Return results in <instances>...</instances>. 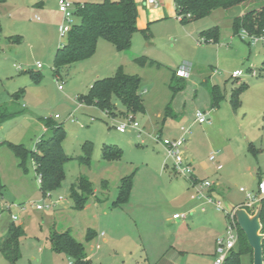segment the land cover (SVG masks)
<instances>
[{"label": "rangeland", "instance_id": "374dc122", "mask_svg": "<svg viewBox=\"0 0 264 264\" xmlns=\"http://www.w3.org/2000/svg\"><path fill=\"white\" fill-rule=\"evenodd\" d=\"M58 1L0 3V105L21 112L0 124V171L6 186L0 201V239L12 222L25 231L15 264H73L64 252L54 250L50 240L54 231L68 230L85 244L87 254L98 252L91 264H135L144 252L151 260L160 259L162 248L179 233L169 218L182 209V203L190 196L189 178L175 173L162 144L163 139L176 137L181 125L191 127L184 148L185 160L192 162L199 178L207 177L220 188L225 211L211 209L205 216L196 212L188 223L184 222L180 236L187 242L183 248L190 251L177 262L206 264L209 259L214 260L212 242L226 233V211L247 200L241 188L256 193L258 181L264 176L263 42L249 44L247 39L233 35L230 16L234 9H218L210 17L183 24L174 14L173 0H160L158 8L167 19L149 24L153 37L146 39L139 29L132 37L130 49L123 52L100 39L91 57L63 68L56 76L54 57L67 38L61 34L65 20ZM39 2L43 5H36ZM263 4L264 0H256L240 7L244 12ZM140 6L146 9L147 19L152 20L155 6ZM77 22L75 17L70 24ZM217 25L218 42L206 41L201 32ZM142 56L148 60L144 66L134 61ZM120 67L125 73L141 77L145 112L130 114L117 102L115 113L109 116L95 103L87 104L79 98L89 93L94 80L113 76ZM240 69L244 75L234 77L233 72ZM179 70H185L187 75L181 76ZM175 71L177 80H173ZM253 71L263 75H254ZM33 74L40 75V79L36 80ZM182 81L183 89L177 87ZM242 83L248 86L240 94L235 110L232 93ZM213 85H219L224 94L218 107H212ZM15 94L19 99L13 97ZM169 104L173 116H166ZM198 109L207 112L206 123L194 122ZM56 114L60 115L56 121L66 130L63 147L71 159L64 163L61 186L45 196L32 158L24 171L6 141L35 149L37 141L47 133L43 118L55 120ZM129 119L139 123V130L119 132L116 126ZM87 142L91 143L89 165L77 158L85 155L83 146ZM106 146L119 147L122 155L105 159ZM212 154L221 161L223 169L217 171L209 161ZM259 172L263 173L257 178ZM130 175L133 187L129 201L134 206L114 210L111 206L121 180ZM79 177L91 181L96 192L82 210L75 208L70 196ZM39 204L42 209L37 208ZM13 214L18 216L15 221ZM88 229L107 239L99 241L100 249L96 247L98 240L86 241ZM242 260L243 264H253L249 255ZM0 264H11L1 250Z\"/></svg>", "mask_w": 264, "mask_h": 264}, {"label": "trees", "instance_id": "16d2710c", "mask_svg": "<svg viewBox=\"0 0 264 264\" xmlns=\"http://www.w3.org/2000/svg\"><path fill=\"white\" fill-rule=\"evenodd\" d=\"M256 0H174L177 15L183 24L210 17L218 9L230 10L242 5H250ZM6 0H0L4 3ZM139 0H84L76 2L75 17L79 22L73 24L67 34L66 42L62 44L54 57V72L56 76L65 67H71L76 62L91 57L97 48L100 39L112 43L120 52L127 51L131 47L134 33L139 30ZM231 27L234 36H241L245 31L249 35H260L264 32V4L262 6L244 11L243 14L231 17ZM219 26L203 30L201 36L208 42H218ZM146 39L151 37L149 27L141 30ZM250 44V42H249ZM136 63L144 66L148 60L145 56L136 57ZM154 64V62H150ZM264 65V62H263ZM263 70V69H262ZM262 73L259 74L261 76ZM36 80L40 75L33 74ZM176 71L173 80H177ZM180 80H184L180 77ZM141 77L137 74L125 73L123 68L117 69L113 76L97 79L91 86L89 93L79 97L87 104L95 103L109 116L115 113L117 104L130 114L145 112L144 99L140 92ZM183 84L177 87L184 88ZM182 86V87H181ZM247 83H242L232 93V105L235 110L240 104V94L247 88ZM177 90V89H176ZM15 96V97H14ZM19 95L13 97L17 100ZM224 98L219 85H213L211 89L212 107H218ZM19 99V97H18ZM118 102V103H117ZM21 114L20 111H12L7 105H0V124L11 120ZM166 116H173L171 104L166 109ZM47 128L45 133L36 143V148L29 150L22 144L6 141L9 148L19 160V165L27 171V161L32 158L37 176L41 178V190L46 196L50 191L59 188L65 178L64 163L71 159L64 150L63 141L66 130L62 123H58L51 117L43 118ZM90 142L84 144V156L77 157L80 162L90 164ZM122 151L119 147H104L103 157L108 160L119 158ZM103 184H105L103 182ZM133 187L132 175L122 178L119 193L114 207L122 206L129 201ZM6 186L0 174V201L4 198ZM94 193L91 181L85 177H79L71 187L70 196L74 200V206L78 210L84 209L90 195ZM261 223L264 233V199H262ZM239 227V240L237 247L232 249L223 264H243L242 257L251 256L253 260V248L250 246L243 229ZM25 231L22 226L12 222L7 233L0 239V250L11 264H15L20 258V239ZM96 232L88 229L86 241L92 240ZM55 251L64 252L73 259V264H91L87 258L86 246L72 235L71 231H54L50 237ZM264 255V239H263Z\"/></svg>", "mask_w": 264, "mask_h": 264}, {"label": "built area", "instance_id": "2783aa9c", "mask_svg": "<svg viewBox=\"0 0 264 264\" xmlns=\"http://www.w3.org/2000/svg\"><path fill=\"white\" fill-rule=\"evenodd\" d=\"M76 0H59V10L64 15L65 24L61 28V34L67 35L71 30L73 19L75 18V10H76ZM140 4L147 5H159L160 0H139ZM241 37L251 41H261L264 44V32L260 35H249L247 32L242 31ZM41 67V64H39ZM178 73L181 76L187 75L185 70H179ZM254 75H258L260 73H256L253 71ZM236 78H240L244 75V70H236L232 74ZM62 89V85L59 86ZM55 119L60 118L59 114L54 116ZM195 121L203 124L208 121L207 112L198 109L194 115ZM70 119L75 121L73 114H70ZM117 130L121 133H126L129 129L139 130V123L133 119H129L127 122L120 123L116 126ZM180 133L173 138H165L162 140V144L167 152L166 159H171L173 164V169L176 174H182L189 178L190 180V189H191V198L195 200H200V209L202 211L207 210L208 205H212L217 211H225L223 207V200L219 197H216L211 192L212 187L214 186V182L209 179H198L195 176V170L191 161H186L184 156V148L188 139V135L191 132L190 126L181 125ZM160 138V137H159ZM209 160L212 163L217 164L218 169H222L223 165L219 163L218 158L215 154H212L209 157ZM168 165V162L165 163V166ZM39 181L41 182V178L38 176ZM242 192H246L247 200L239 207H244L251 213H254L257 209V205L262 202L264 199V176L258 181V188L256 193L247 192L246 189L241 188ZM8 209H11V205L7 206ZM38 209H42V205H37ZM187 213L177 212L173 214V219L182 220L187 218ZM13 220L18 219L17 215L13 214ZM227 217V227L226 233L220 239L216 241V258L214 264H223L228 253L236 247L239 240V223L237 221V217L235 214V209H231L230 211H226Z\"/></svg>", "mask_w": 264, "mask_h": 264}, {"label": "crops", "instance_id": "0c3cea01", "mask_svg": "<svg viewBox=\"0 0 264 264\" xmlns=\"http://www.w3.org/2000/svg\"><path fill=\"white\" fill-rule=\"evenodd\" d=\"M76 1H84V0H76ZM173 3H174V14L176 15V18L178 19V20H180V18H179V16L177 15V11H176V7H175V2H174V0H173ZM36 5H38V6H42L43 5V2H39V3H37ZM159 6L157 5V6H155V8L157 9L155 12H154V16H153V18H152V20H148L147 19V11H146V9L144 8H141V6H139V8H138V10H139V16H138V21H137V24H138V28L140 29V30H142V29H144V28H147V27H149V29H150V23H152V22H154V21H160V20H163V19H167L166 18V16L163 14L164 12H163V10H161V9H159L158 8ZM239 8V9H238ZM234 10H235V12H232L231 13V16L230 17H232L233 15H239V14H243L244 12H243V10L241 9V7L240 6H238V7H235V8H233ZM142 19H143V21H142ZM145 20V21H144ZM78 21H79V19H78ZM141 22L143 23L142 25H140L141 24ZM150 31H151V37H153V32H152V30L150 29ZM149 43V42H148ZM151 44H152V42H151ZM236 71V70H235ZM263 75V74H262ZM261 75V76H262ZM97 80V79H96ZM96 80H94V82L96 81ZM93 82V83H94ZM93 83H92V85H93ZM91 85V86H92ZM91 88V87H90ZM81 105V104H80ZM205 111V110H204ZM56 120V119H55ZM195 120V119H194ZM194 122H196V121H194ZM45 126V125H44ZM45 129H46V131H47V128H46V126H45ZM210 161V160H209ZM219 161V163H221V161L220 160H218ZM211 162V161H210ZM212 163V162H211ZM215 167H216V170L217 171H219V170H221V169H218L217 168V164H215V163H212ZM222 164V163H221ZM222 169H223V167H222ZM261 173H263V172H259V173H257V178L258 177H260L262 174ZM0 174H1V178H2V173H1V171H0ZM195 176L200 180H202V179H207V177H204V178H199V175H198V173L195 171ZM188 191H189V193H190V196H189V198H187L185 201H184V203H182V205H181V207H182V209L181 210H179V211H175L174 213H177V212H181V213H187L188 215H187V218L186 219H182V220H175V219H173V215H172V217L171 218H169V221L171 222V224L172 225H174V226H177L178 227V235L175 237V239L173 238V241L171 240V242H167L166 243V245L162 248V251H164L163 252V255L160 257V259H158V260H151V258H150V256H148L147 255V253H145L144 252V254L145 255H143V254H141L140 255V259H136L134 262H135V264H178V259L181 257V255L183 254V253H186L187 251H190V250H186L185 248H183V246H184V244H186L187 242L186 241H184V240H182V237L180 236V235H182L181 234V232L183 231V225H184V222H189L190 221V219H191V217H193V215L196 213V212H199L200 214H202V215H208V213H209V210H211V209H213L214 211H216V212H220V211H217V210H215V208L212 206V205H208L207 206V210L206 211H202L201 209H200V203H201V201L200 200H195V199H192V198H190L191 197V189H190V186L188 187ZM211 192L213 193V195L214 196H216V197H219L220 198V193H221V190H220V188H218V186L217 185H215L214 184V187H212V189H211ZM94 193H96V192H94ZM221 199V198H220ZM115 201V200H114ZM113 201V202H114ZM113 202H112V206H111V208L112 209H121L122 208V210H124V208H130V206H134V204L133 203H131L130 201H128L126 204H123L122 206H119V207H114L113 206ZM245 202V201H244ZM244 202H239V203H235V207H239V206H241ZM106 214V213H105ZM204 216L202 217V219L204 218ZM226 216V215H225ZM12 219H13V217H12ZM199 219H201V218H199ZM17 220V219H16ZM13 221H15V220H13ZM209 224L210 225H212L213 223H212V221H209ZM10 226V225H9ZM9 226L6 228V230H4L3 232H2V234H1V239L4 237V235L7 233V230H8V228H9ZM225 229H226V227H227V217H226V223H225ZM181 230V231H180ZM103 236L104 235H100L98 232H96V235H95V237L92 239V240H90V241H88V243H92V242H94V241H96V240H98V243L96 244V247H97V249L100 247L99 245V241H104V242H107V239H104L103 238ZM216 241H217V238H214L213 239V242H212V247L214 248V252H212L211 254L216 258ZM100 249V248H99ZM169 253H170V255H169ZM117 255H118V253H117ZM98 256V252L97 251H94L93 253H91V254H87V258L88 259H90V260H94L96 257ZM112 261H114V260H112ZM214 261H215V259L214 260H212V259H209V261L206 263V264H214ZM180 264V263H179Z\"/></svg>", "mask_w": 264, "mask_h": 264}, {"label": "water", "instance_id": "95a60500", "mask_svg": "<svg viewBox=\"0 0 264 264\" xmlns=\"http://www.w3.org/2000/svg\"><path fill=\"white\" fill-rule=\"evenodd\" d=\"M230 208L235 209L237 221L245 232L250 246L253 248V264H264V233L261 232L262 203L257 205L256 211L252 214H249L248 210L244 207H235L231 205Z\"/></svg>", "mask_w": 264, "mask_h": 264}]
</instances>
